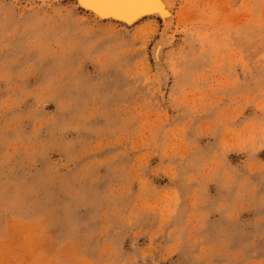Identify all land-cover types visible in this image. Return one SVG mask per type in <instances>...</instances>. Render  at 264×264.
Masks as SVG:
<instances>
[{
	"label": "rangeland",
	"instance_id": "obj_1",
	"mask_svg": "<svg viewBox=\"0 0 264 264\" xmlns=\"http://www.w3.org/2000/svg\"><path fill=\"white\" fill-rule=\"evenodd\" d=\"M176 11L163 85L160 22L0 0V264H264V0Z\"/></svg>",
	"mask_w": 264,
	"mask_h": 264
},
{
	"label": "bare ground",
	"instance_id": "obj_2",
	"mask_svg": "<svg viewBox=\"0 0 264 264\" xmlns=\"http://www.w3.org/2000/svg\"><path fill=\"white\" fill-rule=\"evenodd\" d=\"M178 1L179 0H159L160 4L163 6L162 8L154 7L152 10L144 11L138 15H131L129 13L122 15H101L95 8L88 7L82 0H32L33 3L40 5L73 2L76 9L83 12L92 22L105 24L113 28L128 29L135 25H141L142 28H150L151 22H160L158 36L152 43L150 54L153 62V75L159 83L163 85L167 82L168 74L163 66L162 55L164 49L170 46L173 41V36L170 31L174 21L181 15L176 11L178 9ZM89 2H91V0H89ZM165 13H167V15H165Z\"/></svg>",
	"mask_w": 264,
	"mask_h": 264
},
{
	"label": "snow or ice",
	"instance_id": "obj_3",
	"mask_svg": "<svg viewBox=\"0 0 264 264\" xmlns=\"http://www.w3.org/2000/svg\"><path fill=\"white\" fill-rule=\"evenodd\" d=\"M88 7L95 8L101 15H138L154 7H163L159 0H82ZM167 15V13H165Z\"/></svg>",
	"mask_w": 264,
	"mask_h": 264
}]
</instances>
